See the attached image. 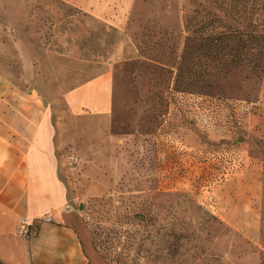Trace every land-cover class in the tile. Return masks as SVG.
I'll use <instances>...</instances> for the list:
<instances>
[{"label": "rangeland", "instance_id": "1", "mask_svg": "<svg viewBox=\"0 0 264 264\" xmlns=\"http://www.w3.org/2000/svg\"><path fill=\"white\" fill-rule=\"evenodd\" d=\"M71 1L0 0V69L18 83L7 40L20 34L46 83L112 71V128L93 156L100 193L81 205L95 253L106 264H264V73L227 74L198 49L192 0H102L122 28ZM245 1L211 11L264 24Z\"/></svg>", "mask_w": 264, "mask_h": 264}, {"label": "crops", "instance_id": "2", "mask_svg": "<svg viewBox=\"0 0 264 264\" xmlns=\"http://www.w3.org/2000/svg\"><path fill=\"white\" fill-rule=\"evenodd\" d=\"M78 5L116 28L124 24L102 0ZM7 41L19 81L14 68L0 69V264H106L92 248L81 205L100 193L93 156L112 128L114 75L105 70L67 88L51 73L46 83L26 37ZM72 154L77 167L68 164Z\"/></svg>", "mask_w": 264, "mask_h": 264}, {"label": "trees", "instance_id": "3", "mask_svg": "<svg viewBox=\"0 0 264 264\" xmlns=\"http://www.w3.org/2000/svg\"><path fill=\"white\" fill-rule=\"evenodd\" d=\"M192 1L202 8V11H197L195 17H189L186 20V26L190 32L189 38L200 41L198 49L214 56L220 64L224 63L223 67L227 74L240 73L259 79L264 73V36L256 32L259 28L264 29L259 16L252 13L246 14L245 17L241 16L238 22L227 15L226 19L222 20L211 11L218 4L222 5V8L230 9L233 4H241L242 1L244 5L248 3L245 0ZM253 4L260 6L262 18L264 0H253ZM251 9L257 10L253 6ZM246 30L250 32L246 33Z\"/></svg>", "mask_w": 264, "mask_h": 264}, {"label": "built area", "instance_id": "4", "mask_svg": "<svg viewBox=\"0 0 264 264\" xmlns=\"http://www.w3.org/2000/svg\"><path fill=\"white\" fill-rule=\"evenodd\" d=\"M68 164H69L70 167H76V165L78 164V159L75 156H70L68 158ZM46 221L49 223V222L52 221V219L48 218ZM28 228H29L28 220H23L22 224H21V227H20V231L23 234H28Z\"/></svg>", "mask_w": 264, "mask_h": 264}]
</instances>
